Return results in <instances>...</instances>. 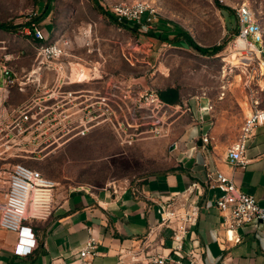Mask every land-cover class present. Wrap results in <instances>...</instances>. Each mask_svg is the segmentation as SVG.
Here are the masks:
<instances>
[{
    "label": "rangeland",
    "instance_id": "374dc122",
    "mask_svg": "<svg viewBox=\"0 0 264 264\" xmlns=\"http://www.w3.org/2000/svg\"><path fill=\"white\" fill-rule=\"evenodd\" d=\"M134 2L153 10L140 25L118 20L111 11L116 3ZM222 6L227 9L218 0H0V23L7 26L0 29V56L31 58L30 25L39 27L47 11L43 20L51 18L71 47L76 43L72 55L83 57V48L93 44L98 50L89 63L118 73L120 86L119 135L108 122L54 154L33 156L11 148L0 153L1 172L26 162L55 182L103 185L180 169L205 171L208 161L223 160L247 112L264 110V0H224ZM242 6L260 28L255 49L237 43ZM177 30L206 51L174 42ZM2 81L0 73V86ZM168 88L177 90V103L158 98L157 92ZM132 109L135 124L126 131ZM194 128L207 138L205 153L197 147ZM132 133V142L122 143Z\"/></svg>",
    "mask_w": 264,
    "mask_h": 264
},
{
    "label": "built area",
    "instance_id": "2783aa9c",
    "mask_svg": "<svg viewBox=\"0 0 264 264\" xmlns=\"http://www.w3.org/2000/svg\"><path fill=\"white\" fill-rule=\"evenodd\" d=\"M223 4L224 0H218ZM118 20L141 24L143 16L146 21L153 13L152 8L142 2L132 4L116 3L111 9ZM239 19L238 36L243 38L247 46L255 47L260 43V28L253 21L250 11L242 6L237 11ZM33 36L30 46L35 51V58L27 70L16 71L7 65L10 54H3L0 59V73L3 86L0 89L15 86L23 91L26 86L32 87L31 97L18 107L6 111L0 103V153L15 151L31 153L33 156H45L55 147L76 138L83 137L103 123H110L119 135V82L115 81L107 91L71 90L66 88L73 83L98 80L101 78L99 66L95 63L86 67L70 58L71 41L62 37L48 41L47 35L36 24L29 28ZM85 45H89L86 41ZM54 73V81L48 85L45 75ZM2 96V95H1ZM4 99V97L2 98ZM143 109V107H141ZM129 120L125 121L124 129L129 131L135 124L134 110H130ZM146 119V116H141ZM264 124V110H251L243 118L236 140L226 149L225 159L232 168L243 167L247 162L245 152L254 130ZM123 130V134H124ZM132 134L122 141L130 144ZM206 144L204 135L200 138ZM21 158L22 155L14 154ZM1 167V166H0ZM3 177H2V175ZM205 184L218 190L216 207L221 212L226 232L235 228H260L264 237V207L249 194L240 191L232 177L221 171H214L205 179ZM56 182L43 175L38 169L31 168L22 162H15L10 170L0 169V228L14 232L16 241L13 253L26 256L36 247V238L28 220H46L53 209V192ZM200 185L191 182L179 195L169 197L160 205L158 225L168 228L171 232V253L148 256V264H205L193 251L180 254L183 240L195 225ZM232 238V237H231ZM96 240L90 234L83 246L78 250L75 262L68 263L62 258L54 259L50 264H92L89 257L95 255ZM186 259L184 262L183 260Z\"/></svg>",
    "mask_w": 264,
    "mask_h": 264
},
{
    "label": "crops",
    "instance_id": "0c3cea01",
    "mask_svg": "<svg viewBox=\"0 0 264 264\" xmlns=\"http://www.w3.org/2000/svg\"><path fill=\"white\" fill-rule=\"evenodd\" d=\"M46 13L47 11L38 20L39 27L50 42L62 38L64 34L59 32L58 23L54 24L51 18L43 20ZM48 26H51V31ZM32 40L33 36L30 35L27 41L30 43ZM75 45L76 43H72L70 58L75 62L78 60L88 71V66L92 64L88 59L98 48L93 44L84 47L86 55L81 53L83 57H78L71 53ZM9 56L7 65L19 71L31 67L35 53L31 58L24 55ZM99 71L101 78L98 80L73 83L66 88H105L108 91L115 81L119 82L118 73L105 70L104 67L99 68ZM45 77L48 85L54 81L53 72H48ZM32 93L31 86H26L21 92L15 86L7 90L2 88L0 103L2 101L6 111H10L28 100ZM197 132L196 128L191 130L192 134L195 133L197 147L205 153L206 144L201 143L202 135L197 136ZM69 141L55 147L46 155L65 148ZM245 158L247 162L244 166L234 169L224 154L223 160L219 162L208 161L205 171L180 169L148 176L141 182L91 185L56 180L53 209L49 218L27 221L34 232L36 247L26 256L15 255L13 247L16 234L0 228V264H50L58 258L73 263L89 234L96 240V248L93 250L95 255L89 257L92 264H148V256L156 254H170L177 259L171 253L170 230L158 225L160 205L169 197L179 196L191 182L200 185L196 201L198 212L195 225L183 240L180 254L193 251L205 264H264V237L260 228H235L231 233L226 232L223 217L215 203L219 192L205 184V179L214 171H221L232 177L240 191L251 195L264 207V124L256 127L249 140Z\"/></svg>",
    "mask_w": 264,
    "mask_h": 264
},
{
    "label": "trees",
    "instance_id": "16d2710c",
    "mask_svg": "<svg viewBox=\"0 0 264 264\" xmlns=\"http://www.w3.org/2000/svg\"><path fill=\"white\" fill-rule=\"evenodd\" d=\"M219 6L222 7L223 9H227L226 7L222 6L221 4H219ZM4 27H7V26L5 24L0 23V29L4 30ZM169 31H170V29H169ZM151 35L156 37V38H159V39H167V38H165L166 36H164V38H163L158 33H152ZM174 35H175L174 42H177L180 44H185L186 42L187 43L189 42V43L193 44L191 38L188 36V34L186 32L177 30V32ZM193 45H194V47H196L198 50H200L202 52L206 51V50H202V49L198 48V46L195 44H193ZM215 51H216V49H214L213 53ZM157 96L161 101L168 103V104H175L179 100L177 90L174 88H168L165 90L158 91ZM25 165H27L26 162H25ZM27 166H29V165H27ZM29 167H31V166H29ZM31 168H33V167H31ZM34 169H36V168H34Z\"/></svg>",
    "mask_w": 264,
    "mask_h": 264
},
{
    "label": "bare ground",
    "instance_id": "6f19581e",
    "mask_svg": "<svg viewBox=\"0 0 264 264\" xmlns=\"http://www.w3.org/2000/svg\"><path fill=\"white\" fill-rule=\"evenodd\" d=\"M237 43H238V45L241 46V47L247 45L246 41H245L243 38H240V37L237 39ZM250 46H251V45H250ZM251 47L253 48V46H251ZM253 49H255V48H253ZM247 113H249V111H248Z\"/></svg>",
    "mask_w": 264,
    "mask_h": 264
}]
</instances>
